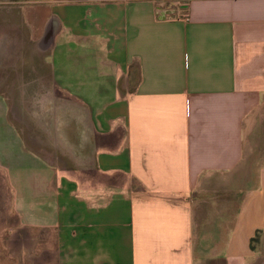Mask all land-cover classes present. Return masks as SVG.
<instances>
[{
	"label": "crops",
	"instance_id": "crops-1",
	"mask_svg": "<svg viewBox=\"0 0 264 264\" xmlns=\"http://www.w3.org/2000/svg\"><path fill=\"white\" fill-rule=\"evenodd\" d=\"M167 1L31 0L32 92L64 130L76 103L74 135L50 141L78 154L63 170L0 105V253L20 250L1 243L5 215L26 264L258 263L264 156L246 142L264 124V0ZM217 191L230 200L195 207ZM19 194L32 220L7 213Z\"/></svg>",
	"mask_w": 264,
	"mask_h": 264
},
{
	"label": "rangeland",
	"instance_id": "rangeland-1",
	"mask_svg": "<svg viewBox=\"0 0 264 264\" xmlns=\"http://www.w3.org/2000/svg\"><path fill=\"white\" fill-rule=\"evenodd\" d=\"M176 1L181 2L179 4L180 6L183 5L182 1L184 0H170L167 1V3L170 5V3ZM30 4H33L31 0H0V105H7L9 121L21 134L20 139L23 140L24 138L26 145H28L26 140L29 134L32 138L31 141H34L33 143L38 145L37 150H40L42 155H49L52 158L51 160H57L58 163H61L63 170H67V168L69 169V166L70 169H72L75 162H77L75 154H78V151L74 154V141L71 140L69 145L68 143L66 144L64 140H61L56 144L58 149H55L51 148L53 143L50 141V137L53 139L60 134L64 135L67 133H70L72 136L74 135V107L76 103L73 102L74 104L71 106L69 104L63 105L64 107H67L65 119L62 117L64 120L63 124L67 127L66 131L64 130V126H58L57 122H50L48 107L45 103L52 102L54 99L52 97H47L49 95L45 94L43 90L38 91L39 94L33 93V86L30 84L32 80L30 77L32 49L28 40L29 30L28 19L26 17L29 11L28 6ZM41 86L43 85L41 84ZM262 117L264 120V111ZM3 130L4 128L1 126L0 136L1 134H5ZM259 130L260 133H262L259 144L256 143L255 145V143L252 142L253 136L250 134L248 137L249 141L247 140L246 142V148L250 160L251 157L257 156L258 152L260 156H264V124L262 129L260 128ZM4 144L5 143L3 142L2 146ZM56 152H58V155L61 157L64 154V158L56 159ZM9 163L14 162L10 160ZM68 171L71 170H67V172ZM5 182L6 178L4 177V184ZM229 195L230 192L227 191L226 193H220L219 191L211 192V196L206 198L205 201L203 200V197L200 201H196L198 203L195 202L194 205H196L195 207H198L199 204H203L214 209L216 208L215 206L221 204L223 201H229ZM17 198L19 199L18 206H16V203L11 205L9 209L10 211L8 210L7 213L9 215L12 214L13 216L19 211L27 216L28 220H32V217L27 212V207L24 205V197L19 194ZM214 218L217 219L215 222L221 221L217 214L214 215ZM9 220L11 221L12 219ZM8 221L4 215L3 223L8 225L5 230L6 232L4 231L3 242L1 243L6 246L12 244L16 245L20 250L17 254L14 252H8L7 250L1 252L0 256L3 259H0V264H16V258L19 260L20 264H26V261L28 260L27 249L25 248L28 246L26 229L22 228V224L19 222L20 220L13 221L10 225ZM215 242L218 244L219 241ZM256 246L261 251L257 264H264V244L256 242ZM29 256H31V259L33 258L32 255ZM210 263L213 264L214 262Z\"/></svg>",
	"mask_w": 264,
	"mask_h": 264
},
{
	"label": "built area",
	"instance_id": "built-area-1",
	"mask_svg": "<svg viewBox=\"0 0 264 264\" xmlns=\"http://www.w3.org/2000/svg\"><path fill=\"white\" fill-rule=\"evenodd\" d=\"M171 17H173V16H171ZM174 19L176 18V17H173Z\"/></svg>",
	"mask_w": 264,
	"mask_h": 264
},
{
	"label": "bare ground",
	"instance_id": "bare-ground-1",
	"mask_svg": "<svg viewBox=\"0 0 264 264\" xmlns=\"http://www.w3.org/2000/svg\"><path fill=\"white\" fill-rule=\"evenodd\" d=\"M249 129V128H248Z\"/></svg>",
	"mask_w": 264,
	"mask_h": 264
}]
</instances>
